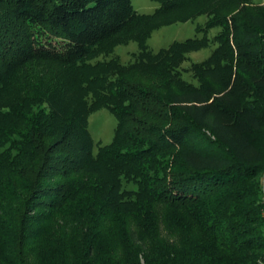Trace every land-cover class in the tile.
I'll list each match as a JSON object with an SVG mask.
<instances>
[{
    "label": "trees",
    "instance_id": "1",
    "mask_svg": "<svg viewBox=\"0 0 264 264\" xmlns=\"http://www.w3.org/2000/svg\"><path fill=\"white\" fill-rule=\"evenodd\" d=\"M156 1L0 0V264H264V9L216 0L201 36L153 51L167 15L215 0ZM129 35L132 62H90ZM29 64L68 84L1 98ZM102 106L116 124L93 152Z\"/></svg>",
    "mask_w": 264,
    "mask_h": 264
},
{
    "label": "rangeland",
    "instance_id": "2",
    "mask_svg": "<svg viewBox=\"0 0 264 264\" xmlns=\"http://www.w3.org/2000/svg\"><path fill=\"white\" fill-rule=\"evenodd\" d=\"M238 2L239 1H236L234 3ZM243 3L245 6L264 9V0H246V2ZM131 4L135 10L145 13L152 12L159 5L156 0H131ZM242 4L239 5V8ZM218 6L222 7V5H219V1L215 0L214 2L197 6L186 12L179 11L167 15L158 23L160 26L156 28L147 39L149 48L153 51H157L162 47L168 46L174 40H184L188 37L201 36L202 33L196 31L197 25L203 23L207 13H209L212 8H217ZM223 6H225V4ZM190 16H193V18L187 19V17ZM216 31L217 28H212L209 31V35L214 34ZM135 37L134 35L117 37L103 44L100 49L97 50L94 57L90 59V62L97 63L107 60L125 64L132 62L133 55L139 48ZM215 46L216 43H213L188 52L189 58L183 60L178 65L181 76L188 82L196 84L197 79L194 77V71L190 64L192 62H197V64H199V62H206ZM220 55L223 57L222 53ZM205 74L209 79H214L219 78L222 75V71L207 70ZM63 83L68 84L66 78L57 79L52 76H43L35 65L29 64L26 69L17 71L13 75L6 89L7 93H2L1 98H13L14 100V98L16 99L17 97L22 98L28 94H32L34 91L42 93L44 91L49 92L50 90H55V87H58L60 84L63 86ZM41 104L43 106L44 103L42 102ZM115 124L116 118L113 112L105 106L99 107L88 114L87 128L93 139V152L96 151L98 143L106 144L112 140ZM254 140L257 142L258 146L264 149V125L254 134ZM261 183L262 189L264 190V171L261 173ZM106 240H108L109 243H111L110 241H115L111 236Z\"/></svg>",
    "mask_w": 264,
    "mask_h": 264
}]
</instances>
